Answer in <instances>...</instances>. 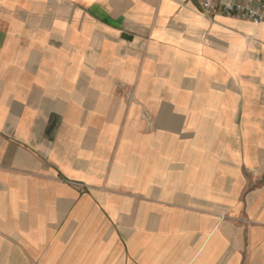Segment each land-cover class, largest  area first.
I'll use <instances>...</instances> for the list:
<instances>
[{"label":"crops","instance_id":"crops-1","mask_svg":"<svg viewBox=\"0 0 264 264\" xmlns=\"http://www.w3.org/2000/svg\"><path fill=\"white\" fill-rule=\"evenodd\" d=\"M199 4L0 0V264H264V20Z\"/></svg>","mask_w":264,"mask_h":264},{"label":"built area","instance_id":"built-area-1","mask_svg":"<svg viewBox=\"0 0 264 264\" xmlns=\"http://www.w3.org/2000/svg\"><path fill=\"white\" fill-rule=\"evenodd\" d=\"M199 10L206 15L220 12L224 16H237L258 25L264 20V0H200Z\"/></svg>","mask_w":264,"mask_h":264}]
</instances>
